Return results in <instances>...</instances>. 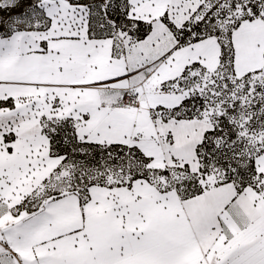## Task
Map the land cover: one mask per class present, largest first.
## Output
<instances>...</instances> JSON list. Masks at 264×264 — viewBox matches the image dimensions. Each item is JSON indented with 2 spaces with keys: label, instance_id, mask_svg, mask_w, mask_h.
Masks as SVG:
<instances>
[{
  "label": "snow or ice",
  "instance_id": "obj_1",
  "mask_svg": "<svg viewBox=\"0 0 264 264\" xmlns=\"http://www.w3.org/2000/svg\"><path fill=\"white\" fill-rule=\"evenodd\" d=\"M0 264H264V0H0Z\"/></svg>",
  "mask_w": 264,
  "mask_h": 264
}]
</instances>
